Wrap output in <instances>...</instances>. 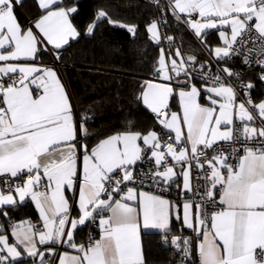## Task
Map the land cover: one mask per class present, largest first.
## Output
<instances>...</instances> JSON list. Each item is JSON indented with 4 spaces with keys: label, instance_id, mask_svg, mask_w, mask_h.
Here are the masks:
<instances>
[{
    "label": "snow or ice",
    "instance_id": "snow-or-ice-1",
    "mask_svg": "<svg viewBox=\"0 0 264 264\" xmlns=\"http://www.w3.org/2000/svg\"><path fill=\"white\" fill-rule=\"evenodd\" d=\"M24 3L0 0V264H148L149 229L179 264H264V98L230 66H258L264 83V0H151L160 15L145 31L158 55L136 100L161 131L129 120L94 146L58 67L82 36L79 0H34L35 18L21 24ZM169 16L199 54L174 46ZM104 21L137 34L102 8L83 34ZM173 185L174 201L164 195ZM26 198L38 222L11 219Z\"/></svg>",
    "mask_w": 264,
    "mask_h": 264
},
{
    "label": "trees",
    "instance_id": "trees-1",
    "mask_svg": "<svg viewBox=\"0 0 264 264\" xmlns=\"http://www.w3.org/2000/svg\"><path fill=\"white\" fill-rule=\"evenodd\" d=\"M32 4L33 0H25L22 8L27 10ZM78 7L74 23L80 28L82 36L67 48L61 63L77 119L87 117L86 126L91 135L86 142L93 146L100 139L123 131L128 127L129 120L137 130L160 129L153 114L136 100L143 80L154 78L152 65L158 55V47L149 40L145 25L160 15L159 10L143 0H79ZM101 8L113 20L137 25L135 37L126 28L110 25L106 21L99 24L94 35H84V28ZM169 24L171 26L164 32L175 38L174 46L182 45L184 54H199L200 46L194 36L183 26L178 29L170 16ZM215 39L214 31H210L208 43L215 44ZM204 58L201 55V59ZM240 64L236 59L231 66ZM258 69H248L243 73L245 80H251L256 85L252 91L254 99L261 97L264 90V83L256 75ZM10 216L17 222L37 219L30 200H25L24 204L11 211ZM86 234L82 236L84 241ZM142 239L148 264L179 263L172 249L161 243L160 232H144Z\"/></svg>",
    "mask_w": 264,
    "mask_h": 264
},
{
    "label": "crops",
    "instance_id": "crops-1",
    "mask_svg": "<svg viewBox=\"0 0 264 264\" xmlns=\"http://www.w3.org/2000/svg\"><path fill=\"white\" fill-rule=\"evenodd\" d=\"M36 14H37V8H36V6H35V3H34V0H33V4L31 5V6H29V7H27V10H25L24 8H20L18 11H17V16H18V19H19V21H20V23L21 24H28L30 21H32L34 18H35V16H36ZM211 31H214V33H215V40H216V43L215 44H213L212 46H216V45H218L219 43H220V41H219V39H218V34L216 33V31L215 30H211ZM164 46V45H163ZM166 47V46H165ZM185 55H190V54H185ZM43 60H44V63H46V64H49V65H51V59H50V57L49 56H47V55H45L44 57H43ZM61 63V62H60ZM221 66H223V65H221ZM231 66V65H230ZM58 67H59V70H60V74L62 75V78H63V81L66 83V85H67V88L69 89V87H68V84H67V81H66V78H65V75H64V72H63V69H62V63H61V65H59L58 64ZM260 71H261V69L259 68L258 70H257V72H256V75L258 76V78H259V75H260ZM151 79H154V78H151ZM69 91H70V89H69ZM71 92V91H70ZM261 95V97H258V98H256V100H259V99H261V98H264V90H263V92L260 94ZM71 96H72V94H71ZM72 101H73V97H72ZM73 104H74V102H73ZM170 104H171V106H172V110L173 111H177L178 110V102L175 100V99H173L172 101H170ZM74 112H75V115H76V118H77V114H76V111H75V107H74ZM157 132H160L161 131V127H160V129H155ZM112 135V134H111ZM83 142V141H82ZM95 145V144H94ZM93 145V146H94ZM177 171H179V169H177ZM145 190H147V189H145ZM173 190V189H172ZM172 192V191H171ZM173 192H174V190H173ZM68 195L69 196H71V193H68ZM165 195V197L166 198H168V199H170V200H174L173 199V197H172V194H170V195H167V194H164ZM26 200H30V198H26ZM30 202L33 204V206H34V203L30 200ZM35 208V207H34ZM36 210V209H35ZM36 213H37V219H36V221H33V222H38V212H37V210H36ZM76 213H75V211L73 212V215H75ZM172 228H173V230H174V232L179 228V224H177L175 221H173V224H172ZM88 229H89V227H85V228H83V230H80L79 231V237H77V240H78V242H85L84 241V239H83V234L85 233V232H87L88 231ZM144 232H159L158 230H154V229H149V230H142V233H141V235H143V233ZM95 234H96V232H95ZM192 233H191V230L190 229H187V230H185V232H184V235H191ZM142 241H143V239H142ZM41 247H43V246H41ZM173 251V250H172ZM173 254H175L176 255V253L173 251L172 252ZM177 264H179L178 262H177Z\"/></svg>",
    "mask_w": 264,
    "mask_h": 264
},
{
    "label": "built area",
    "instance_id": "built-area-1",
    "mask_svg": "<svg viewBox=\"0 0 264 264\" xmlns=\"http://www.w3.org/2000/svg\"><path fill=\"white\" fill-rule=\"evenodd\" d=\"M144 2H146V3H148V4H151L152 5V3H151V0H143ZM162 1V0H161ZM164 46H167L166 45V43L164 44ZM237 60H239L240 61V59H237ZM240 63H241V61H240ZM59 65H61V63H59ZM232 68H234V69H236V70H238V71H241V72H245L246 70H248L249 68H247V67H245L244 65H242V64H240V65H237V66H231ZM256 67H258V66H253V68L252 69H254V68H256ZM245 80V79H244ZM245 82H247V80H245ZM195 175V174H194ZM147 189V188H146ZM164 194H171V192H167V193H164ZM92 226H89V229L91 228ZM89 229H88V231H87V234H86V237H85V241L87 240V237H88V234H89ZM93 234L95 235V230L93 229ZM162 243V242H161ZM173 251H174V249L172 248V246L169 244L168 245ZM175 252V251H174ZM177 255V258H178V260L180 259L179 258V255L178 254H176Z\"/></svg>",
    "mask_w": 264,
    "mask_h": 264
},
{
    "label": "water",
    "instance_id": "water-1",
    "mask_svg": "<svg viewBox=\"0 0 264 264\" xmlns=\"http://www.w3.org/2000/svg\"><path fill=\"white\" fill-rule=\"evenodd\" d=\"M173 190H174V192L172 193V197H173V199L175 200L176 197H177V192H176V189H175V185H173ZM174 200H173V201H174Z\"/></svg>",
    "mask_w": 264,
    "mask_h": 264
}]
</instances>
